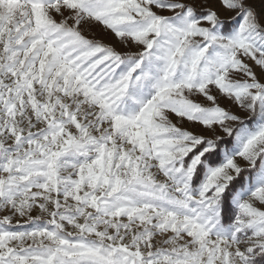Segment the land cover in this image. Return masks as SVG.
<instances>
[{"label":"snow or ice","instance_id":"1","mask_svg":"<svg viewBox=\"0 0 264 264\" xmlns=\"http://www.w3.org/2000/svg\"><path fill=\"white\" fill-rule=\"evenodd\" d=\"M0 264H264V0H0Z\"/></svg>","mask_w":264,"mask_h":264},{"label":"rangeland","instance_id":"2","mask_svg":"<svg viewBox=\"0 0 264 264\" xmlns=\"http://www.w3.org/2000/svg\"><path fill=\"white\" fill-rule=\"evenodd\" d=\"M257 3H258V5H259L260 0H257ZM213 6H215V5H213ZM230 15H231L230 13H223V18H224V19H228Z\"/></svg>","mask_w":264,"mask_h":264}]
</instances>
